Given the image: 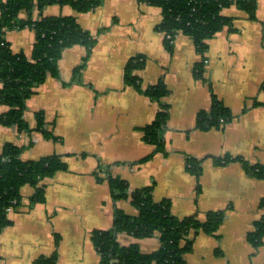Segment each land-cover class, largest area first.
Segmentation results:
<instances>
[{"label":"crops","instance_id":"0c3cea01","mask_svg":"<svg viewBox=\"0 0 264 264\" xmlns=\"http://www.w3.org/2000/svg\"><path fill=\"white\" fill-rule=\"evenodd\" d=\"M257 5L254 20L239 7L225 8V14L236 18L234 27L209 39L203 54L184 34L169 51L165 33L158 29L162 9L140 0H103L88 12L53 3L43 11L34 9V20L74 16L96 43L90 53L84 45L67 47L58 76L49 75L27 101L30 127L37 126V114L43 112L46 127L57 138L0 124V146L13 142L24 147L23 159L58 154L68 164L42 182L44 203L10 213L12 223L0 232V264H35L54 251L58 264H100L92 231L112 228L116 208L139 213L132 196L113 198L109 177L129 182V194L153 185L154 199L170 201L173 213L182 218L196 215L205 221L210 211L226 210L216 234H191L192 249L184 254L188 264H264V245L254 247L247 239L264 216V179L238 160L225 162L228 156L243 157L264 165V0ZM28 16L22 10L20 17ZM4 36L15 53L30 54L37 39L29 26ZM136 55L146 57L136 72L143 88L160 81L169 87L162 99L125 81V67ZM204 59V78H198L194 69ZM215 96L231 110V118L199 129L198 114L212 109ZM164 104L170 108L165 150L138 164L154 148L143 129ZM6 111L0 104V115ZM192 158L201 161L198 175L188 170ZM22 192L28 198L35 189L27 185ZM118 241L138 242L143 253L161 246L160 234L137 239L120 232Z\"/></svg>","mask_w":264,"mask_h":264},{"label":"trees","instance_id":"16d2710c","mask_svg":"<svg viewBox=\"0 0 264 264\" xmlns=\"http://www.w3.org/2000/svg\"><path fill=\"white\" fill-rule=\"evenodd\" d=\"M103 0H0V104L7 107L0 115V124L16 127L29 134L39 132L46 138H57L52 129L46 127L44 113L37 114V126L30 127L25 118L28 99L49 75L58 76V66L61 56L67 47L80 44L91 48L96 43L95 35L84 30L72 15H42L39 20L33 19L34 9L43 11L48 3L60 6L70 5L81 12H88L100 5ZM162 9V21L158 29L165 33V45L172 51L174 41L179 34L191 36L199 53H206L208 40L225 27L233 29L235 17L225 14V8L236 6L244 10L250 19H256L257 0H140ZM22 10H27L29 16L22 19ZM29 26L37 35L36 43L30 54L24 51L14 52L11 43L4 34L8 30ZM88 57V55H87ZM85 57V60H87ZM146 63V57L136 55L131 57L125 67V81L143 90L155 100H160L169 92V87L160 81L155 85L143 88L136 74ZM205 59L196 64L194 74L204 78ZM210 111L202 110L198 114L196 126L208 129L220 124L221 118L230 119L231 110L218 99L213 98ZM170 118V108L166 104L158 113L156 119L144 127V139L154 148L151 153L138 161L142 164L156 153L165 150V134ZM32 144V142H31ZM22 145L13 142L0 146V232L12 223L10 213L23 211L37 203L46 200V184L42 182L47 177L54 176L59 171L67 170L68 164L61 155H46L39 159L26 160L22 158ZM221 162V158L217 159ZM238 160L253 176L264 179V165L251 164L243 157H227L225 162ZM201 161L190 159L188 170L199 174ZM113 198H132V203L139 210L137 215L128 214L122 208H116L114 225L110 229H95L92 231V241L97 248L100 264H188L185 253L192 249L194 231H205L216 234L226 216V210L210 211L205 221H200L196 215L179 217L172 211L170 201L157 202L153 196V185H146L129 194L130 183L121 178L109 177ZM30 185L35 193L25 198L22 188ZM264 208V199L261 200ZM254 229L248 235V241L254 247L264 245V216L257 220ZM120 232H128L137 239L160 234L161 246L154 251L143 253L138 242L124 245L119 243ZM57 235L56 242L59 243ZM58 253L39 256L35 264H58Z\"/></svg>","mask_w":264,"mask_h":264},{"label":"built area","instance_id":"2783aa9c","mask_svg":"<svg viewBox=\"0 0 264 264\" xmlns=\"http://www.w3.org/2000/svg\"><path fill=\"white\" fill-rule=\"evenodd\" d=\"M221 122H225V119L224 118H221V120H220Z\"/></svg>","mask_w":264,"mask_h":264},{"label":"rangeland","instance_id":"374dc122","mask_svg":"<svg viewBox=\"0 0 264 264\" xmlns=\"http://www.w3.org/2000/svg\"><path fill=\"white\" fill-rule=\"evenodd\" d=\"M167 48V47H166ZM170 51V50H169ZM172 52V51H171ZM101 171H103L102 169H101Z\"/></svg>","mask_w":264,"mask_h":264}]
</instances>
